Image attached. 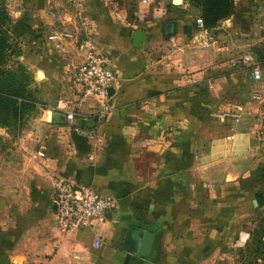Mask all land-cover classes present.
Segmentation results:
<instances>
[{
    "label": "crops",
    "instance_id": "obj_1",
    "mask_svg": "<svg viewBox=\"0 0 264 264\" xmlns=\"http://www.w3.org/2000/svg\"><path fill=\"white\" fill-rule=\"evenodd\" d=\"M128 1L10 3L17 41H42L45 80L53 67L72 74L97 52L120 86L107 112L90 97L72 125L55 121L65 119L55 105L74 99L73 80L53 106L36 104L29 135L42 155L32 175L40 196L25 230L0 234V264H240L237 249L264 223V0H234V13L211 28L186 0L165 9L130 0L136 18ZM137 29L146 34L140 47ZM73 133L89 151L76 149ZM58 179L113 197L115 209L83 231L59 233L50 202ZM132 228L155 234L148 257L124 247Z\"/></svg>",
    "mask_w": 264,
    "mask_h": 264
},
{
    "label": "rangeland",
    "instance_id": "obj_2",
    "mask_svg": "<svg viewBox=\"0 0 264 264\" xmlns=\"http://www.w3.org/2000/svg\"><path fill=\"white\" fill-rule=\"evenodd\" d=\"M186 1L200 12L198 6L189 0ZM11 2L12 0H0V7L6 8L8 14ZM128 2L133 5L131 18H136L137 14L140 13V9L135 6L136 3H132L130 0ZM153 3L156 7L165 9L172 4H181V0H154ZM125 20H127V17ZM200 20L203 26L201 12ZM16 45L20 48V55L17 60L27 69L33 79L28 86L27 95L34 98L36 104L41 105L42 108L53 106L60 95L65 93L66 89L68 91V86L73 80V73L71 74L68 69L63 70L62 67L60 69L53 67L55 69L54 76H51V80H45L43 74H39L43 70L42 64L44 63L42 41L39 40L38 43L31 44L18 41ZM38 107L34 105L25 109L20 121L15 125L0 126V234L10 235L12 232L16 233L20 224L21 228L25 230L27 228V214L31 210L29 203L38 202L40 196L39 188L32 183V175L34 172L36 173L35 167L38 157L42 155L41 152H36V144L32 140L33 137L29 135L32 129L36 131L33 123L35 121L34 116L40 111V106ZM260 226L263 227L260 228V233L264 234V223L262 222ZM6 239L7 241L3 245L9 246L10 238ZM257 243L254 242V245L249 244L237 249L236 253L240 264H264V248L258 249Z\"/></svg>",
    "mask_w": 264,
    "mask_h": 264
},
{
    "label": "built area",
    "instance_id": "obj_3",
    "mask_svg": "<svg viewBox=\"0 0 264 264\" xmlns=\"http://www.w3.org/2000/svg\"><path fill=\"white\" fill-rule=\"evenodd\" d=\"M241 60L250 68L253 79L261 78V67L249 55L242 56ZM73 85L74 99H63L56 106L70 125L90 97L96 99L99 115L107 112L110 109L109 89L120 86V81L117 71L110 66L106 56L89 52L85 63L74 69ZM233 117L234 121L239 120V115L234 114ZM74 129L79 131L78 128ZM226 138L231 139L232 136ZM50 202L57 229L59 233L66 235L89 228L93 221L102 220L116 207L113 197L100 193L91 186L66 179H58L54 183ZM94 245L98 247L99 241L95 240Z\"/></svg>",
    "mask_w": 264,
    "mask_h": 264
},
{
    "label": "trees",
    "instance_id": "obj_4",
    "mask_svg": "<svg viewBox=\"0 0 264 264\" xmlns=\"http://www.w3.org/2000/svg\"><path fill=\"white\" fill-rule=\"evenodd\" d=\"M198 6L204 28L214 27L220 20L228 18L234 10V0H189ZM16 26H13L6 8L0 7V126L15 125L20 121L23 111L36 105V100L27 95L29 84L33 81L27 69L23 67L17 57L20 48L16 45ZM76 149L81 152L89 151L86 139L72 134ZM258 226L254 230L250 244L257 243L258 249L264 248V234ZM264 252V251H263ZM264 259V253H263Z\"/></svg>",
    "mask_w": 264,
    "mask_h": 264
},
{
    "label": "water",
    "instance_id": "obj_5",
    "mask_svg": "<svg viewBox=\"0 0 264 264\" xmlns=\"http://www.w3.org/2000/svg\"><path fill=\"white\" fill-rule=\"evenodd\" d=\"M146 34L145 31L142 29L134 30L132 33V40L133 45L135 47H140L142 42L145 40ZM40 75L41 72H39ZM110 93L113 91L112 88L109 89ZM57 119L55 118L56 122L64 123L65 119H63L62 115H56ZM155 234L153 232H141L136 231L135 229H131L124 238V247L131 252L135 253L138 257H148L151 250L152 245L154 242Z\"/></svg>",
    "mask_w": 264,
    "mask_h": 264
}]
</instances>
